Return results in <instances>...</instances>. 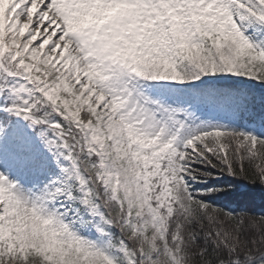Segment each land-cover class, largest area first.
<instances>
[{
    "label": "snow or ice",
    "instance_id": "obj_1",
    "mask_svg": "<svg viewBox=\"0 0 264 264\" xmlns=\"http://www.w3.org/2000/svg\"><path fill=\"white\" fill-rule=\"evenodd\" d=\"M264 0H0V264H264Z\"/></svg>",
    "mask_w": 264,
    "mask_h": 264
},
{
    "label": "trees",
    "instance_id": "obj_2",
    "mask_svg": "<svg viewBox=\"0 0 264 264\" xmlns=\"http://www.w3.org/2000/svg\"><path fill=\"white\" fill-rule=\"evenodd\" d=\"M235 183L239 185V188L230 199L240 203H249L256 207L264 205V189L260 187L253 188L251 186H246L243 181H237Z\"/></svg>",
    "mask_w": 264,
    "mask_h": 264
}]
</instances>
